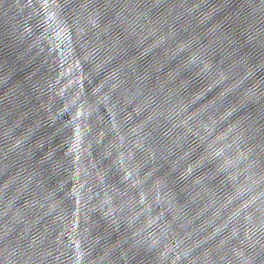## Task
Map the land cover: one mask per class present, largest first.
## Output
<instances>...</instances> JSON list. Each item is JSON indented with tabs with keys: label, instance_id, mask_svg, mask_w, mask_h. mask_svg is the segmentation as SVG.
I'll list each match as a JSON object with an SVG mask.
<instances>
[{
	"label": "water",
	"instance_id": "water-1",
	"mask_svg": "<svg viewBox=\"0 0 264 264\" xmlns=\"http://www.w3.org/2000/svg\"><path fill=\"white\" fill-rule=\"evenodd\" d=\"M0 264H44L1 185Z\"/></svg>",
	"mask_w": 264,
	"mask_h": 264
}]
</instances>
